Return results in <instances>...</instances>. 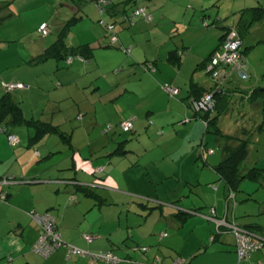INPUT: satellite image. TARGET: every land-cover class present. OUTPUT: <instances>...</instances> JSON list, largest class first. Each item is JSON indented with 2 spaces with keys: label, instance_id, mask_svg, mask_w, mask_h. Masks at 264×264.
Instances as JSON below:
<instances>
[{
  "label": "rangeland",
  "instance_id": "rangeland-1",
  "mask_svg": "<svg viewBox=\"0 0 264 264\" xmlns=\"http://www.w3.org/2000/svg\"><path fill=\"white\" fill-rule=\"evenodd\" d=\"M97 1L0 0V78L9 77L8 69L13 66L23 67V72L18 75L31 83L29 86L25 83L24 96L21 92L18 93L21 97L18 101L25 116L28 119L35 115L34 119H39L43 113L51 120L52 125L58 126L60 132L71 135L72 148L69 149V144L57 135L45 136L40 141L29 144L34 131L29 127H16V136L24 140L25 147L36 145L32 147L51 148L54 153L53 162L66 163L64 168L68 169V173L77 171L82 180L103 179L99 186H105L102 189L96 186L92 190L105 202L100 206L94 199L87 198L84 201L88 204L85 211L89 207L92 210L82 219L85 224L83 228L94 226L97 232L101 226L103 236L107 229L117 228L115 214L120 216L124 227L129 207L122 201L132 200L135 203L134 208L129 209L130 214L138 208L136 204L142 202L133 193L150 192L160 200L174 194L177 203H185V207L191 203L203 206L205 203L199 200L208 199L203 196L204 193L200 190L190 191L185 187L186 180L195 177L194 170L198 168L199 173V166H203L200 154L203 145V155L212 158V165H217L224 157L226 140L232 142L228 143L230 148L245 142L247 155L240 167L241 173H246L255 166L264 168L263 104L259 97L257 100H248L247 90H243L264 89L263 21L253 23L247 32L240 35L247 78L243 79L237 72H230L225 67L227 76L224 82L229 89V103L214 116L217 119L215 128L218 134H214L213 129L205 133V125L199 120L191 121V124L198 123L200 130L188 128L190 123L184 117V109L176 104L181 103L179 99L186 94L190 79L200 82L199 74L213 84L206 69H196V60L199 56L205 58L213 45V39L216 38L217 41L224 29H234L238 17L246 10L264 7V0H133L132 3L129 2L130 5H126V0H114L119 11L124 8L126 12H130L136 2L135 5L144 6L146 12L153 17L148 22L136 18L126 29L120 30L118 35L132 43L125 46V49L133 47V54L125 52L119 41L110 45L114 34L107 33L100 23L101 20L107 24L113 23L117 28L123 14L113 17L106 12L100 14ZM120 2L125 5H119ZM41 23L46 25L47 33L44 36L38 32ZM61 28L66 29L63 38L65 46L76 47L84 43L95 45L98 48L94 51L95 58L81 63L73 57L70 66L55 59L47 60L46 64L39 61L31 63L30 58L37 55L41 48H47L56 41ZM181 42L187 48L192 47V53L186 62L185 56H182V65L171 64L167 60L168 51L176 49V46L180 48ZM184 52L186 54L187 50ZM192 60L195 62H192L191 67ZM152 61L159 65L160 72ZM147 65H152L156 74L149 73ZM68 71H75L79 77L76 76L75 79L67 75ZM168 78L178 79V85L170 84ZM165 85L178 89L179 95L170 96ZM236 85L243 91L237 89L235 92L233 87ZM42 87L44 90H41ZM2 90L4 91L0 88L1 92ZM53 102L57 103V108L51 110L53 114L48 112V108L42 112L46 105H54ZM121 120H131L136 131L134 129L123 133L119 125ZM191 130L192 136L189 137ZM228 136L234 139H229ZM118 148L123 149L125 154L113 155V151ZM207 150H212L216 155L209 154ZM32 151L38 156L39 150ZM93 160L96 174L99 172L98 167H105L103 173H91L89 165ZM42 161L46 159L39 160V164ZM72 162L76 164L74 168ZM63 173L66 174L67 171ZM157 177L160 179L157 180ZM161 180L162 183L159 184ZM85 184L89 185L87 182ZM257 186V183L243 181L240 187L252 193ZM78 194L82 195L80 192ZM256 198H264V189L256 192ZM68 199L67 195L66 200ZM114 201H121L123 205H114ZM163 204L168 205L167 202ZM156 212L145 227L150 233L149 239L154 242L147 246L153 256L147 264H161V256L168 257L172 250L178 251V248L187 249L194 244L197 235L202 236V231L198 230L193 235L188 234L184 240L172 241L170 237L166 240L164 237L167 234L160 233L164 230L159 229L161 220L157 223L159 212ZM128 219L132 221L133 217L128 216ZM161 227L165 229L166 225ZM119 233L113 234L118 242L123 237ZM81 237L88 244L93 241H87L83 234ZM106 242L108 243L107 240ZM106 242L103 239L94 241L95 244L107 246ZM65 244L67 248H75L85 255L68 256L67 248H61L50 257L64 251L63 259L67 264H73L68 262L73 256L88 260V264H101L91 256L96 255L99 250L89 251L91 255H88L86 250L67 242ZM208 244V241L205 244L201 242L196 252L203 251L204 245ZM119 245L121 247L120 243ZM122 250L119 248L116 253ZM235 256L239 263L237 254ZM177 259L183 260L176 257L174 261Z\"/></svg>",
  "mask_w": 264,
  "mask_h": 264
},
{
  "label": "crops",
  "instance_id": "crops-1",
  "mask_svg": "<svg viewBox=\"0 0 264 264\" xmlns=\"http://www.w3.org/2000/svg\"><path fill=\"white\" fill-rule=\"evenodd\" d=\"M42 24L43 23H41L39 27ZM127 27L128 26L119 25L116 28L115 26L114 37H116L117 39L115 44H117L119 41L120 46H122L123 48L132 44L131 41H126L124 37L118 35L120 30L126 29ZM222 34L218 36L217 41L216 38L213 39V45L206 53V57L218 47L220 43L219 39ZM84 44H88L93 48L94 59V51L98 48L94 47L95 45L93 46L89 43ZM136 47H138V43L136 44ZM175 48L176 49L173 48L169 50L168 53L171 51L182 52V56H185V62L189 59V55L193 50L191 49L192 47L187 48L182 42L180 48H178L177 46ZM45 49L46 48H41V51L37 55H35L34 57L32 56L30 58L31 63H37L36 58H38V56H40ZM185 49L187 50L186 54L184 52ZM132 50L133 47L130 46V54H133ZM182 56L180 58L181 65L183 62ZM203 58V56H199L196 60V64L198 65L200 62H202L205 59ZM19 62L18 64H21ZM146 62H148V60H146ZM192 62L194 63L195 61L192 60L190 62L191 67L193 64ZM44 63L46 64V62ZM154 63V66H156V70L160 72L161 70L159 68V65H157L156 62ZM196 69L199 70L198 67ZM201 69L203 70V68ZM8 70L10 71L9 77L5 76L3 79L0 78V88L4 89L2 87V84L13 83L23 85L22 89L13 90L10 92V95L14 99V101L19 103L20 105V101H18V98L21 97L18 93L21 92L20 94L24 96L26 93V90H24V88L26 87L25 83L28 84L27 86H29L31 83L23 80V77L21 75H18L23 72V67L13 66ZM180 72L181 71H179L178 73L180 74ZM66 73L67 75L75 79H77L76 76L79 77L77 73H75V71H68ZM154 74H156V72H154ZM198 77H200V82L190 79L189 85L191 83H194L205 90H209L212 88L211 82L209 83L208 79H204V77L200 74L198 75ZM168 82L174 86L178 85V79L175 78H168ZM41 90H44L43 87ZM188 90L189 87L186 94L181 99H179L181 103L176 104L184 109V117L190 120L188 122L190 123L188 125V128H194L198 131L201 129L199 127V124H191V121H200V119L192 118L193 114L188 106L190 102V99H187ZM240 90L242 89L240 88ZM243 90H249V88H245ZM5 92V89L4 91L2 90V92L0 91V96ZM179 93L180 91L178 90L177 96L179 95ZM53 103L54 105L51 106L46 105L44 109H42V112L46 108H48V112L53 114L51 110L57 108V103ZM20 108L23 117L27 119L24 113V109L21 106ZM188 111H190V114ZM34 116L35 115H33L31 118L29 117L27 120L32 119L48 123H50L51 121L50 119H47L48 117L44 116L43 113L40 114L39 119H34ZM122 121L123 120H121L120 122ZM14 129L15 128L10 129V132L15 133ZM134 129L136 131L135 126H133V130ZM65 135L69 136V140L71 142V135ZM190 136H192V130L189 132V137ZM24 145V140L17 136L16 146H10L8 144L7 137L5 135H0V179L5 178L6 176H11L14 179V183L7 185H4L2 183L0 184V194H2L3 192L6 193L5 202L0 201V264H67V262H65L63 259V250L62 254H55L49 257L47 260H42L38 255L31 252L30 248L36 243L38 238V229L29 216L30 211H35L37 213L49 212L55 218L58 232L64 242L70 243L76 247L86 250V252H96L98 250L109 251L116 255L118 258L127 260L119 264H147L149 260L152 259V253L147 246H150L151 243L154 242L153 240L149 239L148 236L150 235V233L145 230V227L147 221L151 218V216L157 213L156 211L159 212L157 223H159L161 220L159 229L164 230L162 232L160 231V233L167 234L166 237H164L166 240H169V237L170 239H172V241H178L179 239L184 240L187 238L188 234L193 235V233L197 232L198 230L202 231V236L199 237L197 235V238L195 237L196 240L194 244L189 246V248L184 250L178 248V251H175L176 249L172 250L173 253L171 252L168 257L161 256V264H173V261L176 257H181L185 264H256L257 262L264 264V246L261 248V250L253 253L249 257L248 261L237 263L233 245V238L230 234L219 235L215 237L213 241H211L212 235L215 234V224L213 221L209 220L208 210L211 207L214 208L216 213V220H222L221 218L225 216L226 212L222 183L218 182L217 184H215L218 181L213 171V167L215 165H212V158L206 155H204L202 159L203 166H199L200 172L198 173V168H196L193 173L195 177H193V179L186 180L185 182V187H188V190H200L204 193L203 196L205 198H208L206 199V201H204L203 198L199 200L205 203L203 206L196 205V203H191V205H187L185 207V203H177V199H174L176 198V196H173L174 194L171 196H167V199L160 200L156 194L155 197H153L150 192L142 194L133 193L134 195L139 196L138 198L142 200V202H138L136 204L138 208L130 214L129 209H131L135 203L132 200H123V204H127V206L129 207V209L127 210L128 213L125 218V226L123 227V222L122 220H120V216H116L115 214V218L118 220L117 228H115V226L111 229H107V231L103 232L102 236L101 226H99V230L97 232L96 230H94V226H90L88 229L83 228L85 224H83L82 219L85 217V214L89 210H92V207H89V209L85 211L86 205L88 204L84 201H86L88 197L81 195L82 197L84 196L82 198L78 194V191L74 189V186L59 183V181L75 178L80 185L97 188L96 186H99V184L101 185L103 179H101L102 181H98V179L87 181H85V179L82 180L79 178L77 171H75L74 173H68V169L64 168V166H67L66 163L59 164L60 161L56 163L53 162L54 153L51 148H48L46 146L44 148H41V146H38V148H33L36 145H28L26 147ZM68 147L69 149H71V144L68 145ZM40 149H42L43 151H40ZM32 150H34L35 152L39 150L38 156H35ZM212 155L214 156L216 155V153L213 152ZM43 158H45L46 161H42L39 164V160L41 161ZM124 158L126 157H123V159ZM94 164L95 162L93 160V162L89 165L91 167V173H94ZM75 166L76 164L72 162V168H74ZM65 170L67 171L66 174L63 173V171ZM104 170L105 167H98L97 171H101V173H103ZM80 171H83L82 168H80ZM159 179L160 178L157 177V180ZM85 182L89 183V185L85 184ZM158 183L161 184L162 180ZM211 184L216 185V190H212L211 188H209V185ZM103 186L105 185L99 187H101L102 189ZM147 187L150 189L149 184H147ZM202 187H204L205 189H203ZM145 191L147 190L145 189ZM72 194L75 196V200L70 203L69 199L66 200V196H70ZM177 196H180V194H177ZM263 199L264 198L258 199V204H239L234 211L235 222L243 228H246L251 224H256L264 228ZM104 202L105 200L100 197L98 205L101 206ZM122 202L114 201V205L122 204ZM163 202H167L168 205L163 204ZM190 210H199V213L191 214ZM180 212H188V215H179ZM128 216H130L131 218L133 217L132 221L128 219ZM161 225H166V228L162 229ZM116 232L117 234L118 232H120L119 234L123 235L120 242H118V239L113 236V234H116ZM254 233L264 239V231L258 230ZM82 234H91L95 237H93V241L88 244L82 239ZM97 239H103V241L105 242L107 240V246L104 244H95L94 241H96ZM206 241L209 242V246L204 245L203 251L196 252V250L200 248L199 246L201 242L205 244ZM158 242L161 241L158 240ZM119 243L121 244V247ZM122 244L126 247H124ZM146 247L147 252L143 253L141 249L143 250ZM119 248H122L123 250L120 253H116L117 249ZM185 250L187 251L183 255ZM7 259H11V261H7ZM87 261L88 260L81 258L80 256H73L70 260H68L69 263L73 264H88ZM100 263L107 264L101 261Z\"/></svg>",
  "mask_w": 264,
  "mask_h": 264
},
{
  "label": "trees",
  "instance_id": "trees-1",
  "mask_svg": "<svg viewBox=\"0 0 264 264\" xmlns=\"http://www.w3.org/2000/svg\"><path fill=\"white\" fill-rule=\"evenodd\" d=\"M132 1L133 0H129V1L126 0L124 2H126V5H130L132 3ZM129 2H131V3H129ZM135 3H134L135 7H133L130 10V12L129 11L126 12L124 10V8H122V10L119 11L118 10V4H116L114 2V0H98L97 1V7L99 9L100 14H102L103 12H106L112 17L114 15H117L120 13L123 14L122 15L123 18L121 20V23L119 24L120 26H127L129 24H132L136 18H141L144 21L148 22L149 20H146V18L143 16L134 17L132 15V13L137 9H140V8L145 9L144 6H137V5H135ZM119 5H125V4L123 2H120ZM145 13L147 15L152 16L151 14H148L146 12V9H145ZM151 19H152V17H151ZM257 21H261V22L263 21L264 22V7H258V8H252V9L246 10L243 14H241L240 17H238V20H237L235 28H234V30L237 34V38L240 40V45H241L240 46L241 60H242V64L244 67L241 70V72H242L243 76L246 78H247V75H245L246 64H245V58H244V50H242V40H241L240 35L243 32H247L248 29L250 28V26ZM100 23L107 33H110V34L115 33V25L113 23L107 24V23H104L102 20L100 21ZM106 25H111L112 30L108 31L106 29ZM230 29H233V28H230ZM227 31L228 30L226 29L223 32L222 36L220 37V39H219L220 43H219L218 47L221 45L223 39L225 38ZM65 35H66V29L61 28V30L58 33V38L56 39V41L43 51V53L37 58V61H39V63H44L49 59H55L56 61H64L66 66H69L73 62V57L77 58V60H79L80 62L89 61L93 58V48L88 44L87 45L86 44L78 45L76 47L65 46L64 41H63V38ZM114 38H115V42H110L111 43L110 45H114L116 43L117 39H116V37H114ZM218 47L215 50H213L197 66L198 68L206 69V73L208 75H210V73L207 71V67H208L207 65L209 64L214 52L218 49ZM123 50L125 52H127V50L125 48H123ZM128 50H129L128 53H130V48ZM181 56H182V52L171 51L168 53V59L167 60L171 64L178 65V64H180ZM68 59H71L70 64H67ZM145 64H147V63H145ZM227 68H229V67H227ZM147 70L149 73H151V72L155 71V68L152 65H147ZM234 72H237V75L240 76L238 71H234ZM244 77H242V78L245 79ZM211 79L213 80V84H212V88L209 90H205L203 88H200L197 84L191 83L189 85L187 99H190L188 106H189L190 110L192 111V114H193L192 118L193 119H200V121L205 125L204 126L205 127V133H209L213 129L214 130L213 133L218 134V130L215 128V123H216L217 119L214 116H215V114L218 115L220 110H223V107L225 108L227 106V104L229 103V89L225 85V82H224L226 80V77L222 81V83L219 85L215 79H213L212 77H211ZM165 86H167V85H165ZM165 86H164V88H165ZM237 89H240L239 87H237V85L233 87V90H235V92L237 91ZM246 93H247V99L248 100H257L258 97L261 99L262 104H263L262 112L264 114V90H261L258 88H249V90H247ZM177 94H178V92L172 96H176ZM206 94L211 95V101H210L211 107L206 108V109L196 107L194 104L198 103L202 99V97H204ZM187 121H190V120L187 119ZM121 123L122 122H120L119 125ZM20 126L29 127V128H32L34 130L32 137L29 138V144L36 143V142L40 141L45 136L57 135L65 143H68L70 145L69 136H66L63 132H60L58 126H54L51 123L42 122L39 120H32V119L27 120V119H25L23 117L19 103L15 102L14 99L11 97L10 92L6 91L3 95L0 96V131H1L0 135H5L7 137V141H8L9 136H11V135L16 136L15 133L10 132V129L20 127ZM132 130H133V122H132V129L130 131H132ZM130 131H128V132H130ZM128 132H123V133H128ZM228 138L234 139V138H231L230 136H228ZM228 143H232V142L229 140L228 141L226 140L225 147L223 148L224 157L221 159V161L217 165H215L213 167V171H214V173L217 177V180H218L215 184H217L218 182L222 183V190H223V194H224V204H225L226 214L221 219L224 220L226 225H232V224L234 225L235 224L242 231H244L248 235L252 236L253 239L256 240V242H257V249L254 250L253 252L259 251L264 246V239L262 237H260L259 235L257 236L254 232H256L258 230L264 231V228H262L261 226L256 225V224L248 225L246 228L241 227L240 225H238L235 222L234 211H235V208L239 204H245V203H254V204L257 203L258 204V200L256 198V192L260 189H264V168L260 169V168H257V166H255V167H252L251 169H249L246 173H241L240 167H241L242 163L245 161L246 155H247L246 144H245V142H242L239 146H236L234 148H230ZM8 144H9V142H8ZM16 144L15 145L9 144V145L10 146H16ZM204 148L205 147L203 145L202 150L200 151L202 159L204 156L202 153V151H204ZM209 151H211L212 153H209ZM207 152L209 154H213L212 150H207ZM112 154L113 155H122V154H125V151L123 149L119 150V148H118L117 150H114ZM93 172H94V173H92L93 175H98V173H100V172H98L96 174V170ZM243 181H249V182L257 183L258 188L254 189V191L252 193H248L247 192L248 189L240 187L241 183ZM1 183L5 184V185L11 184V183H14V179L11 176H6L5 178L0 179V184ZM59 183H64L66 185L74 186V189L76 191L80 192L85 197L92 198L98 202L100 201V197L92 190V187L80 185L76 181L75 178L67 179V180H61V181H59ZM215 184L209 185V188H211L212 190H216ZM5 200H6V193L3 192L2 194H0V201L5 202ZM74 200H75V196L73 194L70 195L69 196V202L72 203ZM211 210H213L215 212L214 208H212V207L208 210L209 220L213 221L215 224V234L212 235L211 241H213L214 238L219 236V235L230 234L233 238V243H234L233 245H234L235 254H236V238H235L234 233L232 232V230L230 228H228L226 226L216 227V223H215L216 213L214 216H211V212H210ZM198 211L197 210H195V211L190 210V213L191 214L199 213ZM187 213L180 212L179 215L186 216ZM35 215H48V216H50V218L53 220V226L55 228V232L60 237L61 244H65V242L61 239V235L58 232L56 220L49 212H45V213H37L35 211L29 212V216L32 220H33V217ZM35 225L37 226L36 223H35ZM37 229H38V236H39L40 229L38 226H37ZM254 230H256V231H254ZM83 235L91 237L92 240H93V237H95L94 235H91V234H83ZM33 246H31L30 250L32 253L36 254V252L32 251ZM61 248H62V246L59 247L58 249H56L55 251H57ZM145 249H146L145 251H147V248H145ZM141 251L144 252V250H142V249H141ZM253 252H251L245 259L240 260V262L248 261L249 257L253 254ZM87 253L91 255V253H89V252H87ZM98 253L111 254L112 256H114L117 259L116 264L121 263L123 261H127L125 259L118 258L116 255H114L112 252H109V251H99L96 254H98ZM50 255H48L47 257H44V256H41L38 254V256L40 258H43V259L49 258ZM97 260H99V259H97ZM7 261H11V259H7ZM99 261H101V260H99ZM101 262H103V261H101ZM25 264H27V263H25ZM184 264H185V262H184ZM256 264H259V263H256Z\"/></svg>",
  "mask_w": 264,
  "mask_h": 264
},
{
  "label": "built area",
  "instance_id": "built-area-1",
  "mask_svg": "<svg viewBox=\"0 0 264 264\" xmlns=\"http://www.w3.org/2000/svg\"><path fill=\"white\" fill-rule=\"evenodd\" d=\"M132 15L143 16L146 20H151V16L145 13L144 8H140L135 10ZM106 29L108 31L112 30L111 25H106ZM40 35L44 36L47 33L46 25L42 24L39 27ZM112 42H115V38H112ZM240 40L237 38V34L234 29H228L225 38L223 39L221 45L214 52L209 64L207 65V71L210 73V76L218 82V85L222 83V81L227 76L225 71V67L230 68L231 71H238L241 75V70L244 68L241 60V52H240ZM129 52V50H127ZM71 63V59L67 60V64ZM2 87L7 92H11L13 90H19L23 88L21 84H2ZM165 89L172 96L175 95L178 90L176 88H171L169 86H165ZM211 95L206 94L202 99L195 103L196 107L206 109L211 106ZM120 128L123 132H128L132 129V121L128 120L126 122H122L120 124ZM1 132V131H0ZM8 142L11 145H15L17 143V137L11 135L8 137ZM209 153H212L209 151ZM211 216L215 215L213 210L210 211ZM33 221L37 224L40 229V233L37 239V242L32 247V251L38 253L41 256L47 257L51 253H53L56 249L62 246V248H67L66 244H61L59 235L55 232V228L53 226V220L48 215H35L33 217ZM216 227L218 226H226L232 230L236 238V254L239 260L245 259L251 252L257 249V242L253 239L252 236L248 235L246 232L242 231L235 224L226 225L224 220H215ZM87 241H91L92 238L89 236H84ZM67 255L70 256L72 254H83L85 253L75 249V248H67ZM144 251L146 249H143ZM86 254H88L86 252ZM90 255V254H88ZM94 259H99L107 264H116L117 259L111 254L98 253L96 255H91ZM154 264H157L156 262ZM173 264H184V261L181 259H177L173 262Z\"/></svg>",
  "mask_w": 264,
  "mask_h": 264
},
{
  "label": "water",
  "instance_id": "water-1",
  "mask_svg": "<svg viewBox=\"0 0 264 264\" xmlns=\"http://www.w3.org/2000/svg\"><path fill=\"white\" fill-rule=\"evenodd\" d=\"M240 76L244 77L243 74H241ZM264 90V89H263ZM5 185V184H4Z\"/></svg>",
  "mask_w": 264,
  "mask_h": 264
}]
</instances>
